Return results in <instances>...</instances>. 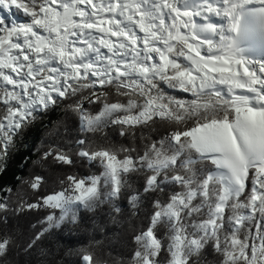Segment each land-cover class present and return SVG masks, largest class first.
Instances as JSON below:
<instances>
[{"label":"snow or ice","instance_id":"1","mask_svg":"<svg viewBox=\"0 0 264 264\" xmlns=\"http://www.w3.org/2000/svg\"><path fill=\"white\" fill-rule=\"evenodd\" d=\"M0 13V175L44 128L32 171L0 184V264L17 249L99 264L91 245L42 247L82 213L126 225L127 264H264V0H0ZM33 215L46 227L17 244L13 222Z\"/></svg>","mask_w":264,"mask_h":264},{"label":"trees","instance_id":"2","mask_svg":"<svg viewBox=\"0 0 264 264\" xmlns=\"http://www.w3.org/2000/svg\"><path fill=\"white\" fill-rule=\"evenodd\" d=\"M0 15H3V13H0ZM16 16L22 20H27V17L22 12H17ZM164 87L166 91L177 96V98L192 99L190 93H183L178 89L172 90L167 89L166 86ZM57 114V111H54L45 119V123L49 122V120H55ZM76 126H78V118H75L73 122V127ZM43 137L44 128L42 125H37L26 133L23 144L6 161V171L0 175V184L12 183L13 177L19 178L27 172L32 171V164L38 163L36 158ZM0 171H3L2 166H0ZM68 171L78 176H86L95 170L79 165L76 168L68 169ZM43 219V215H33L20 220L18 225L14 221L15 231L18 233L17 244L22 245L27 236L33 231L46 227V225L40 224V221ZM33 225H35V228H33ZM69 229H71V235ZM49 231L51 234L42 247L51 246L53 249H56L62 244L91 245L94 258L98 259L99 264H117L119 261H124L127 264V261L130 259L131 245L126 225L123 223L113 224L103 213H98L95 216L90 213H82L81 222L78 225L70 226L62 222L59 229L53 227ZM13 255L16 264H44L39 251L33 252L31 256H28L23 251L17 249Z\"/></svg>","mask_w":264,"mask_h":264},{"label":"rangeland","instance_id":"3","mask_svg":"<svg viewBox=\"0 0 264 264\" xmlns=\"http://www.w3.org/2000/svg\"><path fill=\"white\" fill-rule=\"evenodd\" d=\"M3 15H4V13H3ZM16 18H17L18 20H21V21H23L22 19L18 18L17 16H16ZM202 54H203V52H202ZM240 71L242 72V71H243V69L241 68V69H240Z\"/></svg>","mask_w":264,"mask_h":264}]
</instances>
